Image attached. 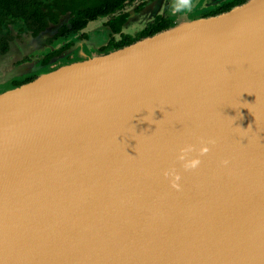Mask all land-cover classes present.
Wrapping results in <instances>:
<instances>
[{
  "label": "water",
  "instance_id": "1",
  "mask_svg": "<svg viewBox=\"0 0 264 264\" xmlns=\"http://www.w3.org/2000/svg\"><path fill=\"white\" fill-rule=\"evenodd\" d=\"M31 67L0 92V264H264V0Z\"/></svg>",
  "mask_w": 264,
  "mask_h": 264
},
{
  "label": "flooded vegetation",
  "instance_id": "2",
  "mask_svg": "<svg viewBox=\"0 0 264 264\" xmlns=\"http://www.w3.org/2000/svg\"><path fill=\"white\" fill-rule=\"evenodd\" d=\"M230 1L233 0H98L97 4L103 9L113 5L115 10L107 13L99 12L101 14H98L95 19L89 21L85 27L79 30H72L70 23L61 20L58 24L62 25L59 27L66 23L69 30L62 31L54 25H49L40 32L34 33L23 22H12L10 35H6L4 38L6 43L0 49V55L8 54L9 60V65L3 63V68L26 66L28 70L24 74L12 76L6 81H2L0 78V92L34 80L37 77V72L33 71L31 66L40 67L44 71H52L63 64L78 60L81 52L89 56L103 54L150 36L152 34L142 35V33L155 25L171 22L172 24L166 27L168 28L182 18L197 19L217 14H213L214 9ZM118 18L121 20L117 21ZM92 21H97L95 23L98 25L87 29ZM115 21H117L118 30L112 27ZM123 36L134 38V40L120 47H109L104 51V47L109 46L111 41L118 42L122 40ZM41 37L43 43L31 52L13 51L28 39H40ZM73 39H75L73 43L66 47V44ZM0 70L1 76L2 68Z\"/></svg>",
  "mask_w": 264,
  "mask_h": 264
},
{
  "label": "trees",
  "instance_id": "3",
  "mask_svg": "<svg viewBox=\"0 0 264 264\" xmlns=\"http://www.w3.org/2000/svg\"><path fill=\"white\" fill-rule=\"evenodd\" d=\"M244 0H233L226 4L214 9V13H218L224 10H228L235 4H239ZM98 3V0H0V49L6 43V35H10L12 29V22H23L27 27L34 33H38L41 30L45 29L49 25H54L59 28V30H69L66 23H70L72 30H79L86 26V24L95 19L99 12H110L115 10V7L102 8ZM65 21L62 27H59L62 24H58L59 21ZM121 19L118 18L117 21ZM117 21L112 24V27L117 29ZM156 22L154 23V25ZM172 23H165L159 25H153V28L148 29V31L143 32L142 35H150L155 33L158 30L166 28ZM75 39L70 40L66 44V47L73 43ZM134 38L123 36L122 40L118 42H110L109 47H120L129 42H132ZM103 49V48H102Z\"/></svg>",
  "mask_w": 264,
  "mask_h": 264
},
{
  "label": "rangeland",
  "instance_id": "4",
  "mask_svg": "<svg viewBox=\"0 0 264 264\" xmlns=\"http://www.w3.org/2000/svg\"><path fill=\"white\" fill-rule=\"evenodd\" d=\"M222 1V0H221ZM182 19H185V18H182ZM181 20V19H180ZM95 22H97V21H92V22H90V24L87 26V29L88 28H93V27H95L96 25H98V23H95ZM101 37H102V35H100Z\"/></svg>",
  "mask_w": 264,
  "mask_h": 264
}]
</instances>
